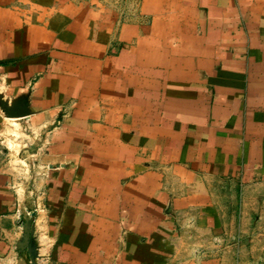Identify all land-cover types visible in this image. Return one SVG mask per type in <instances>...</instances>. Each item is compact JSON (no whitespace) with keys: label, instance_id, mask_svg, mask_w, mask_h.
<instances>
[{"label":"crops","instance_id":"crops-1","mask_svg":"<svg viewBox=\"0 0 264 264\" xmlns=\"http://www.w3.org/2000/svg\"><path fill=\"white\" fill-rule=\"evenodd\" d=\"M1 101L0 264H264V0H0Z\"/></svg>","mask_w":264,"mask_h":264},{"label":"rangeland","instance_id":"rangeland-1","mask_svg":"<svg viewBox=\"0 0 264 264\" xmlns=\"http://www.w3.org/2000/svg\"><path fill=\"white\" fill-rule=\"evenodd\" d=\"M2 102L3 101L0 102L1 106ZM2 109L5 122L8 124L7 134H9V136H6L4 140L0 138V152H2L0 157L4 156L1 161L10 163V165L15 168L26 166L28 170L29 168L34 169L35 164L38 163L34 155L38 150L42 149V147L33 141H27V137L23 135L25 133L22 131L19 120L27 116L25 112L26 109H24V111L11 109L8 103H6ZM235 202L238 203V200ZM226 203L227 198L225 197L221 204L225 206Z\"/></svg>","mask_w":264,"mask_h":264}]
</instances>
